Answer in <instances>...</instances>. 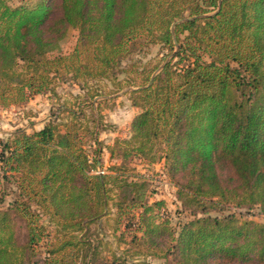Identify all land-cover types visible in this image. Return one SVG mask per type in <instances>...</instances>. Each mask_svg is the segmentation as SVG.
Masks as SVG:
<instances>
[{
    "label": "trees",
    "instance_id": "obj_1",
    "mask_svg": "<svg viewBox=\"0 0 264 264\" xmlns=\"http://www.w3.org/2000/svg\"><path fill=\"white\" fill-rule=\"evenodd\" d=\"M70 29L79 31L74 51L49 57ZM142 39L168 53L159 74L153 78L160 66L153 68L132 92L141 114L131 139L117 141L119 152L108 149L110 158L119 167L134 152L141 162L163 161L171 178L180 179L179 190L203 208L207 217L179 234L181 264L252 263L258 244L264 264L263 225L214 218L204 206L237 201L239 208L264 211V0H0V106L26 105L52 91L54 74L64 71L76 80H114L121 59ZM61 111L70 115L65 132L57 117L33 134L18 130L0 141V264H41L31 261L42 238L33 204L64 221L65 229L89 230L109 212L108 182L120 175L95 173L104 149L97 124L87 129L96 146L91 152L80 139L78 113ZM4 182L16 185L17 199L2 209ZM154 204L137 226L158 244L163 233L174 235L167 222H154L150 213L162 203ZM16 220L25 222V243ZM91 241L72 233L42 264H63L56 253L71 246L90 254ZM94 257L89 264H104Z\"/></svg>",
    "mask_w": 264,
    "mask_h": 264
},
{
    "label": "rangeland",
    "instance_id": "obj_2",
    "mask_svg": "<svg viewBox=\"0 0 264 264\" xmlns=\"http://www.w3.org/2000/svg\"><path fill=\"white\" fill-rule=\"evenodd\" d=\"M18 4L19 2H15V5ZM78 38L79 31L70 29L61 42L60 49L50 53L49 57L71 54L78 44ZM167 53L163 47L151 45L146 39H142L121 59L120 69H117L114 80L84 77L76 80L71 73L64 71L59 75L54 74L52 91L37 95L26 105L0 106L1 142L10 140L12 134L18 130L33 134L57 117L59 120L56 123L65 132L71 123L70 115L67 111H61V108L67 106L74 109L80 118L79 123L83 125L78 127L79 136L88 151H94L96 146L87 129H94L96 124L98 127L97 137L104 147L101 154L103 166L95 173L120 175L118 182L114 180L108 182L110 189L108 214L106 213L98 222L90 224L89 230H76L74 227L65 229L64 221L33 204V209H38L40 215L42 238L31 255L32 262L39 261L41 264L46 262L51 257L49 254L59 247L61 241L69 239L73 233L79 237L86 235L87 238H91L92 251L88 254L82 246H71L63 253H56V257L63 264H87L91 261V255L104 264H181L177 256L179 234L191 221L207 217L203 208L191 203L184 192L179 190L177 183L180 179L171 178L163 161L156 164L141 162L138 160V154L134 152L126 160L125 166L119 167L120 161L110 158L108 153V149H115V153L119 152L117 141L131 139L132 122L141 114V110L135 106V96L132 92L146 84V76L150 70L160 66L153 77L159 74L164 65L162 59ZM96 91L99 96L92 100V94ZM120 147L130 149L124 144ZM1 189L6 196L1 207L8 208L9 204L17 199L16 185H7L4 182ZM154 203H162L155 207L159 209L150 213L152 218L156 217L153 218L154 222L157 220L167 222V227L174 235L163 233L158 244L148 242L137 226V219L141 217L144 209L155 205ZM236 203L237 201L222 202L218 207L207 202L204 206L211 217L223 219L234 216L239 223L248 222L264 226V211L261 207L239 208ZM66 225L70 223L67 222ZM14 228L19 240L25 243L27 240L25 222L16 220ZM260 246V244L255 246L257 252L250 258L252 263L248 260L244 262L239 259L223 258L216 264H261L258 261Z\"/></svg>",
    "mask_w": 264,
    "mask_h": 264
},
{
    "label": "water",
    "instance_id": "obj_3",
    "mask_svg": "<svg viewBox=\"0 0 264 264\" xmlns=\"http://www.w3.org/2000/svg\"><path fill=\"white\" fill-rule=\"evenodd\" d=\"M153 78H154V77H153ZM153 78H152V79H153Z\"/></svg>",
    "mask_w": 264,
    "mask_h": 264
}]
</instances>
